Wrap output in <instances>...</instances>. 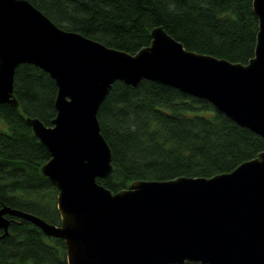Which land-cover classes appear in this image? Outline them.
Here are the masks:
<instances>
[{
  "label": "water",
  "instance_id": "water-1",
  "mask_svg": "<svg viewBox=\"0 0 264 264\" xmlns=\"http://www.w3.org/2000/svg\"><path fill=\"white\" fill-rule=\"evenodd\" d=\"M247 62L188 49L162 25L136 52L58 25L30 0H0V103L17 107V66L33 63L55 80L51 124L27 115L50 152L41 166L56 186L60 223L4 204L0 227L28 219L67 247L68 264H264V149L211 176L135 179L112 191L97 181L113 170L98 108L113 83H167L203 97L264 137V0ZM14 92V93H13Z\"/></svg>",
  "mask_w": 264,
  "mask_h": 264
},
{
  "label": "trees",
  "instance_id": "trees-1",
  "mask_svg": "<svg viewBox=\"0 0 264 264\" xmlns=\"http://www.w3.org/2000/svg\"><path fill=\"white\" fill-rule=\"evenodd\" d=\"M30 1L58 25L129 52L151 43L153 27L162 25L188 49L240 62L254 55L253 0ZM14 72L19 106L0 103V207H20L60 223L58 190L41 171L50 152L25 118L52 123L57 85L33 63H20ZM97 115L113 155L112 172L97 181L112 191L135 179L230 171L264 149V137L209 100L157 80L139 85L116 80ZM7 216L12 220L7 234L0 227V264H68L63 238L46 235L28 219Z\"/></svg>",
  "mask_w": 264,
  "mask_h": 264
}]
</instances>
